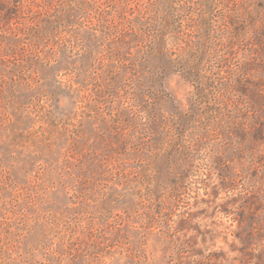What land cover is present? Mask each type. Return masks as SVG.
<instances>
[{
    "label": "rangeland",
    "instance_id": "rangeland-1",
    "mask_svg": "<svg viewBox=\"0 0 264 264\" xmlns=\"http://www.w3.org/2000/svg\"><path fill=\"white\" fill-rule=\"evenodd\" d=\"M0 264H264V0H0Z\"/></svg>",
    "mask_w": 264,
    "mask_h": 264
}]
</instances>
